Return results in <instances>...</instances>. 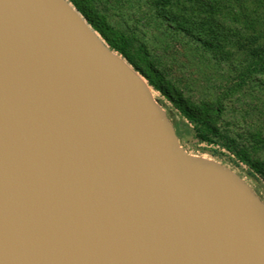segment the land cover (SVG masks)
<instances>
[{
	"label": "water",
	"instance_id": "obj_1",
	"mask_svg": "<svg viewBox=\"0 0 264 264\" xmlns=\"http://www.w3.org/2000/svg\"><path fill=\"white\" fill-rule=\"evenodd\" d=\"M0 264H264V202L69 0H0Z\"/></svg>",
	"mask_w": 264,
	"mask_h": 264
},
{
	"label": "rangeland",
	"instance_id": "obj_2",
	"mask_svg": "<svg viewBox=\"0 0 264 264\" xmlns=\"http://www.w3.org/2000/svg\"><path fill=\"white\" fill-rule=\"evenodd\" d=\"M86 6L90 26L123 44L125 59L150 79L144 78L152 98L184 151L232 169L264 202V50L216 28L189 0H90ZM216 103L224 108L212 120L219 138L202 143L181 110L214 117L209 108Z\"/></svg>",
	"mask_w": 264,
	"mask_h": 264
},
{
	"label": "trees",
	"instance_id": "obj_3",
	"mask_svg": "<svg viewBox=\"0 0 264 264\" xmlns=\"http://www.w3.org/2000/svg\"><path fill=\"white\" fill-rule=\"evenodd\" d=\"M72 5L85 17H91L90 12L86 11V3L90 0H69ZM191 8L199 9L204 16L211 20L216 26L224 32H237L242 41H249L251 45L260 47L264 50V0H189ZM117 52L124 58H128L123 44L119 41H110L102 30L96 27ZM149 82L150 79L144 76ZM214 117L203 115V110L182 109L181 113L188 119L193 127L198 140L202 143H213L212 138H219L220 128L212 123L224 112L222 105L216 103L209 108ZM235 155L242 161L245 157L240 153Z\"/></svg>",
	"mask_w": 264,
	"mask_h": 264
},
{
	"label": "bare ground",
	"instance_id": "obj_4",
	"mask_svg": "<svg viewBox=\"0 0 264 264\" xmlns=\"http://www.w3.org/2000/svg\"><path fill=\"white\" fill-rule=\"evenodd\" d=\"M96 35L98 36V37H100V39L102 40V42H103V40L104 39H102V37L99 35V33H97L96 32ZM105 43V42H104ZM106 44V43H105ZM121 57V56H120ZM142 80H143V82H145V83H147V81L142 77Z\"/></svg>",
	"mask_w": 264,
	"mask_h": 264
}]
</instances>
